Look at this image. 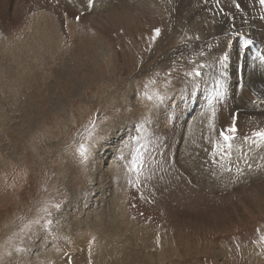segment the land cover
Returning <instances> with one entry per match:
<instances>
[{
  "label": "rangeland",
  "instance_id": "374dc122",
  "mask_svg": "<svg viewBox=\"0 0 264 264\" xmlns=\"http://www.w3.org/2000/svg\"><path fill=\"white\" fill-rule=\"evenodd\" d=\"M123 1L94 0V7L89 11L85 7L87 0H59V3L56 0H0V42L3 40L9 47L17 36L27 37L25 32L33 26V17L44 13L54 18L60 34L69 35L74 30L80 34L85 30L93 33L91 40H101L100 46L104 48L97 61L103 71L94 65L92 69L82 67L83 72L77 74L84 76L85 82H78L66 93L42 91L56 82L51 76L42 87L24 84L15 88L11 83L7 91L9 100L0 101V264H148L145 260L123 261L118 249H114L118 237L102 241L95 236L90 238L92 231L90 227L82 230L84 225L71 231L74 222L86 218L87 213L91 216L92 212L91 220L101 215L106 221V217L120 215L124 222H134L135 227L148 228L155 235L163 232L158 242L165 244L166 259L154 264H264V243L260 241L264 235V174L258 175V180L248 178L241 190L234 185L225 194L213 190L214 194L198 195L192 203H177L169 208L171 212L166 209L168 213L162 215L152 210L150 199L131 190L135 180L142 184L148 175L152 181L151 174L167 170L162 163L167 161L172 145L175 150L171 154L181 162L179 155L185 151L184 138L190 121L194 122L196 113L205 110L206 100L211 101L210 111L214 115L211 144L203 160L192 161L195 171L182 166V176L192 180L185 175H189L187 171L193 172L191 176H200L199 171L204 169L214 172L210 179L192 182L198 193L210 189L209 182L212 185L225 176L229 179L231 173L219 166L220 163L227 165L228 161H221L217 152V163L213 164L212 152L215 144H223L219 131L227 127L224 122H231L230 113H239L236 139L242 137L243 124L261 127L255 116V107L260 109L256 106L260 98L249 91L248 85L264 95V65L259 58L251 60L258 51L264 55V6L257 0L260 24L258 40H254L252 33L256 25L246 19L242 8L237 10L234 6V11L229 10L230 16L226 0L223 5L222 2L216 5L217 0L211 3L203 0L210 9L204 8L202 0H183L184 9L176 0H154L159 13L151 18L146 11L138 12L135 18L127 15L126 22H122V13L116 18L105 9L117 7L113 5L115 2L122 7ZM237 2L242 6L241 0ZM66 3L69 10L64 7ZM185 8L192 12L188 13ZM80 12L86 18L83 15L77 22L74 17ZM182 12L186 16L177 17ZM156 27L162 33L153 42ZM100 29H103L102 39L94 35ZM240 33L243 36H236V41L231 38ZM227 36L231 38L228 37V42L235 41V45H226ZM245 39L253 41L250 49L244 47ZM224 53L230 59L221 63ZM65 57L69 71L76 72L79 64L70 51ZM245 57H249V62L246 68H240ZM13 59V55H8L1 61L6 73L14 72ZM200 64L205 67L199 69V77L186 75ZM192 83L195 88L190 86ZM226 84L225 98L220 100L215 90H224ZM187 85L192 88L190 95H180ZM202 88L205 89V94L199 95L202 105L189 111ZM16 93L19 100L14 101ZM231 93L234 99L253 100L254 107L247 109L235 104ZM243 108L250 116L241 114ZM163 110L167 112L165 117L161 115ZM223 117L228 122H223ZM81 144L87 149V160L80 155ZM134 156H141L142 166L133 171ZM251 170L245 166L244 176ZM122 175L129 190L128 194L125 192L128 200L123 195L125 200L117 199V202L118 182L113 179L120 181ZM108 207L111 211L115 209V214L110 211L106 215ZM82 240L88 246L73 249L72 245ZM133 243L136 246L132 248L140 244ZM153 246L145 247L152 249Z\"/></svg>",
  "mask_w": 264,
  "mask_h": 264
},
{
  "label": "bare ground",
  "instance_id": "6f19581e",
  "mask_svg": "<svg viewBox=\"0 0 264 264\" xmlns=\"http://www.w3.org/2000/svg\"><path fill=\"white\" fill-rule=\"evenodd\" d=\"M116 1L118 2V0H116ZM210 1H212V0H208V2H210ZM202 2L204 5V8L209 7V9H210V5L208 3H206L207 1L204 2L202 0ZM221 2L223 5L224 0H219L218 3H221ZM128 3L132 4L131 7L127 6ZM218 3L215 1L216 5H218ZM241 3H242V9L246 12V15H245L246 19L256 25V30H255V32L252 33V37L254 40H258L256 37L257 31L259 30V24H260V18H259L260 6L258 4V1L257 0H241ZM226 4L228 5V14L231 16V13H230L231 10L230 9H233V11H234V8H235L234 4H233V0H226ZM113 5L117 6V7L113 8L111 6H107L105 8L106 11H108L109 14L112 15V17H116V18H119L118 15H120L122 13V22H126L125 20L129 19V17H128L129 15L132 18L137 17L138 12L141 14L142 11L148 12V15L151 18L153 17V15L157 14V12L159 13V8L155 7L154 0H125V1L121 2L122 7H118L116 2L113 3ZM178 6H180L182 8L185 7L183 0ZM64 7L66 10L70 9V6L67 3ZM182 8H181V10H182ZM191 8H193V7H191ZM118 10H120V12H118ZM186 10L188 11V13L192 12L191 10H190L191 12L188 9H186ZM182 13H178L177 17L186 16V14H184V13L182 14ZM84 16L86 18V14ZM183 19L185 20V18H183ZM228 19H230V18H228ZM179 20H181V19H179ZM200 20H202V19H200ZM32 25L33 26L28 31L25 32L27 37L23 38V37H18L16 35L17 38L12 43L11 47H9L3 40H2V42H0V101L1 102L3 100H7V101L9 100V96H7V91H8L9 85L11 83L13 84V86L15 88H19L21 86H24V84H33L36 87H42L44 85L46 78H50L51 76H53L56 79V82L53 85H49L46 89H43L42 91H50L49 93H51V94H52V92L60 94L58 91V90H60V92H62V94H64V93H66V90L74 87L75 85H77L78 82H82V84H83V82H85L84 76L79 77L80 75L77 74V73L81 74L83 72V70H81L82 67H86V69L88 67H90V69H92L91 67L93 65H94V67H96V66L98 67L97 61L99 59V55L102 52H104V48L100 46V43L102 42L101 40H98V39L97 40H91L90 39V37L93 35V33L82 30L80 32V34H78V32H76L74 30L69 35L65 34V33H63V35H62L58 32V30L56 28L54 18L52 16H50L49 14H44V13L35 15L33 17V24ZM193 25L196 26V24H193ZM180 27H182V26L180 25ZM73 28L75 29L74 26H73ZM102 30L100 29L98 32H96V34H94L95 37L102 39V35L100 34V32ZM236 36L242 37L243 33H240L238 35L233 34V35H231V38L234 37V39L236 41L237 40L235 38ZM228 37L230 38V36H227L224 40L226 45H228V43H229ZM235 41H233V43L230 42L231 45L232 44L235 45ZM240 43H241V41H240ZM227 50H229L228 46H227ZM68 51H70V55L79 64V66H78L79 68H78V70H76V72L73 69L74 73H76V74H74L73 71H69V69H68L69 65H68L67 59H66V57L63 58L64 54ZM6 52H9V53H6ZM8 55H13L14 59L11 60V63H13V62L16 63L13 73H6L5 67L1 63L3 58L7 57ZM248 58L249 57H245L242 64H240V65L238 64L240 68L242 66H244V68H246V66L249 62ZM251 60L253 61L252 57H251ZM31 62H33L34 64L32 65ZM59 62L61 63V66H60L61 68L59 67ZM54 63H56L57 65H52ZM260 63H261V61H260ZM98 68L102 69L103 68L102 64ZM86 69L84 70L85 72H86ZM101 71H103V69ZM241 78L243 80L245 78V74H243V77H241ZM232 82L233 81L230 82V85H232L231 84ZM194 85L195 84L192 83L190 86L192 87ZM190 86L188 87V85H187L188 88H185L183 91H181L180 93H182V94H180V95H183V94L184 95H190L189 90L192 89V88H190ZM194 88H195V86H194ZM242 89H244V87ZM248 89H250L249 91L251 93L253 92L254 94L259 96V98H260V102L256 103V106L260 107V109H264V103H261V101H264V95H261L259 92H257L256 89L251 84L248 85ZM202 90L203 91L198 94L197 100L191 106L189 111L196 108L197 105H202V101H201L199 95L205 94V89L202 88ZM31 92H34V91L31 90ZM220 92H222V94H220ZM226 92H227V84L224 85V90H222V89H216L215 90V94L218 96V98L220 100H222V98H225L224 94ZM19 93H21V92H19ZM39 93H41V91ZM218 93H219V95H218ZM228 93H229V91H228ZM178 94H179V92H178ZM230 95H231V98L234 101V103L237 105L240 104L241 107L251 109L255 105L253 103L254 102L253 100L247 99L245 97L234 99L233 94L231 93ZM53 96H52V98H53ZM13 99H14V101L19 100V96L17 97V93L14 95ZM209 101L210 100H206V102H205V100H204V102H205L204 106L205 107H203V108H205V110H203L202 112H199L200 114L196 113V117H195L194 122H192L193 120L190 121L191 124L189 125L188 132L184 138V150L185 151H184L183 155L182 154L179 155V157L181 159V162H180L181 164L178 163L177 160L175 159V156H173L171 154L172 151L175 150V145H172L169 149V155L165 158V159H167V161L164 162V160H163L164 163H162L163 168L165 169V166H166L167 170H162V171L154 172V174H151L152 181H150L151 179L149 180L148 175H147L146 176V182L141 184L137 180H135L134 185H131V187L133 186V188L131 190L134 189L135 191H137L138 196H146L148 199H150L149 200V206L152 208V210L156 209V211H158V213L160 215H162L161 213L167 214L168 212H166L165 210L169 209V208L170 209L174 208V206L177 203L178 204L180 202L192 203L197 199L198 195H201V194L207 195L208 193L214 194V193H212L213 190H218V191H221L222 193L225 194L227 189L229 187H231L232 185L236 186L238 188V190H241V188L243 186H245L246 183L248 182V178L253 177L255 179V177H256V179H257L258 175L264 174V168H257L256 167V164L261 163V161L259 160V158L256 154V151L253 150V151L249 152L248 155L250 158H254V159L250 160V162L253 164L252 168L254 170L249 171L247 173L246 177L244 176V173L242 175L237 176L235 167H233V172L230 174L229 179L225 176L222 181L216 182L212 185H211V182H209L210 184H208V188H210V189H207L206 191L200 192V193H198V190L195 187L191 186L192 182H199L203 178L205 180L210 179V176H212L214 174V172H211L208 169H206V170L204 169V171L203 170L199 171L200 176H196L195 174L191 176V173L193 174V172L187 171L189 173V175H187V173H185V175L188 176V178H191L193 181L192 180H186L183 178L182 172H181L182 166L184 167V169H187V170H189V167H192V170L195 171L196 167L195 166L193 167L192 161L203 160L204 155L206 153V148L209 144H211L209 140L212 139L211 121L213 122L214 115L210 111L212 109V105L209 104ZM220 103H221V101H220ZM207 106L209 107V110L206 108ZM244 108L242 109L243 112L241 114L244 115V117L250 116L248 113L247 114L244 113ZM260 109L255 107V112H256L255 116L257 117L256 119H257L258 123L261 125V127H264V113H262L260 111ZM166 113H167L166 110H163L162 114H161L162 117H165ZM211 114H212V116H211ZM222 120L224 122L226 119L223 117ZM224 123L226 125L230 124L229 122L228 123L224 122ZM242 128H243V132L241 131V133H240V135L242 137H240L239 139H236L233 143V156H232L233 161H235L237 159V157L241 154V150L248 151L249 145L243 142V137L246 135H250L251 131H253L255 129L254 126L250 125V127H249V125L246 126L245 124L242 125ZM247 130H249V131L251 130V131L245 132ZM205 144H207V145H205ZM261 154H264V152H262ZM263 162L264 161H262V163ZM240 167L242 169L245 168V165L242 161L240 162ZM262 177H264V176H262ZM119 180L120 181H117V179H113V181L118 182V184H117L118 194L117 195L115 194L116 200L118 199L119 201H121V199H124V198H122V196L126 195V193L128 194L129 190L126 189L127 186L125 185V176L122 175V178L121 179L119 178ZM229 180H231L232 183ZM103 191H104V189H103ZM123 191H124V194H122ZM114 193H116L115 189H114ZM118 200H117V202H118ZM127 200H128V196H127ZM247 202H249L248 197H247ZM102 203H104V202H102ZM102 203H100V204H102ZM103 205H101V206H103ZM254 206H256V204ZM113 207H111V208H113ZM101 208H100V210L102 211ZM106 210H108V209L106 208L105 211ZM72 211H74V210H72ZM98 211H99V209H98ZM110 211L111 210L109 208V211L106 212V215L108 212L110 213ZM114 211H115V209H114ZM114 211L112 210L111 212L113 214H115L116 211L115 212ZM173 211L174 210H172L171 214H174ZM170 212H171V210H170ZM76 214H77V212H76ZM92 214H93V212H92ZM92 214H91V216H92ZM94 214H95V212H94ZM106 215H105V217H106ZM91 216L87 213V215H84V217H86V218H82V219L78 220L77 222H74L75 226H72L73 230L71 229V231L74 232V229H76V226L81 228L84 225V228L82 227V230L85 231L87 229V227H90V229L92 231L91 235L89 236L90 238L95 236V239L101 240V241L103 239L109 240L112 238H115V239L120 238L119 240L115 241L114 246L116 248H114V249H118V253H119L120 258L126 262H131L129 260H132V262L133 261H139L140 262V261L145 260V261H147L148 264H154V263H158V262L160 263L166 259V257L164 256V254L166 253V248L164 247L165 244L161 242L160 243L161 245H160L158 242L159 239L163 238V236H164L163 232H160V233L155 235L154 231H152L148 228L135 227L134 222H132V223L130 221L124 222L120 218V215H119V217L117 215H116V217H111V218L106 217L107 218L106 221H104L100 218L101 215L99 217H95V218L93 217L94 218L93 220L90 219V218H92ZM137 226H138V224H137ZM139 230H141L142 233L139 232ZM124 232H125V235L123 234ZM86 233H87V231H86ZM112 233H114V235L111 236ZM120 233H122V235H124L122 238L119 235ZM75 234L76 233H74V235ZM81 234H83V236H85V234L83 232H81ZM166 240H167V238H166ZM132 241L136 242L137 244L139 241L140 244H138L137 248H132L135 245V243L132 244ZM164 241H165V239H164ZM86 242L87 241L82 240V242L79 243L78 245H72V244L71 245H72V247H74L73 249L76 250V249H79V247L81 245H83L86 248L88 246V244ZM105 243L104 244L102 243L103 246L105 245ZM130 244H132V246L129 248ZM150 244H154L152 249H150L149 247H148L149 249L145 247V246H148ZM68 246H70V245L68 244ZM104 247H106V246H104ZM130 249H132L133 252H131Z\"/></svg>",
  "mask_w": 264,
  "mask_h": 264
},
{
  "label": "snow or ice",
  "instance_id": "6c2138e0",
  "mask_svg": "<svg viewBox=\"0 0 264 264\" xmlns=\"http://www.w3.org/2000/svg\"><path fill=\"white\" fill-rule=\"evenodd\" d=\"M57 3H59V0H56ZM177 4H180L182 0H176ZM219 0H217V3ZM233 4L237 10H240L242 8L241 4L237 2V0H233ZM259 4L261 6H264V0H259ZM87 10L91 11V9L94 7V0H87V4L85 6ZM179 11V9H176ZM84 15V12H80L79 14L75 15V20L79 22L81 20V17ZM162 30L159 27H156L153 29V35H152V41L155 42V40L161 36ZM199 37H197L198 39ZM253 44V41L251 39H245L244 40V47L249 48ZM203 55V53H201ZM238 58H239V53H238ZM259 58L262 64H264V55H261V53L258 51L252 59L255 60ZM230 59V56L228 53H224L221 63L224 61H227ZM205 67L204 64H200L196 69H194L191 72L186 73L188 76H196L199 77L201 75V72L199 69H202ZM219 83V81L217 82ZM219 95V93H218ZM151 99V97H149ZM261 103H264V101H261ZM262 113H264V109H260ZM238 115L239 113L233 112L230 113V119L231 122L230 124L227 125V127H222V129L219 131V136L223 140V144L217 143L214 145V151L212 152L213 160L212 163L215 164L217 163V152H219V159L221 161L227 160L228 164L225 165L224 163H220V168L222 171L227 172V173H232L233 167H235L236 170V175H242L244 169L240 167V162L242 161L244 165L251 170L253 167V164L250 162L251 159L248 153L255 150L256 154L259 158L260 161H264V154H261L264 152V127H257L253 131H251L250 135H246L243 137V142L249 145L248 151H243L241 150V154L237 157L235 161H232V156H233V141L237 137V133L239 131L238 128ZM94 124V122H93ZM135 139V137H134ZM87 149L84 147L83 144L80 145V155L82 158L87 160L86 156ZM137 152H139V149H137ZM142 166V158L141 156H134L132 159V166L131 170H137ZM257 168H264V164L258 163L256 164ZM215 175V174H213ZM51 223V221H49ZM261 243H264V235L260 237ZM17 251H22V249H17ZM11 255V254H9Z\"/></svg>",
  "mask_w": 264,
  "mask_h": 264
}]
</instances>
